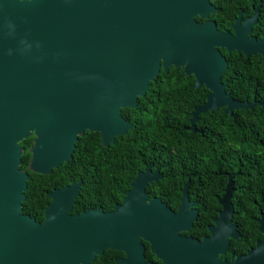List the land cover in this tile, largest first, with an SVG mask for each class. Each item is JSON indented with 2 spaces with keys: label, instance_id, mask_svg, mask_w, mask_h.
I'll return each instance as SVG.
<instances>
[{
  "label": "water",
  "instance_id": "obj_1",
  "mask_svg": "<svg viewBox=\"0 0 264 264\" xmlns=\"http://www.w3.org/2000/svg\"><path fill=\"white\" fill-rule=\"evenodd\" d=\"M217 0H0V264H90L104 250L122 251L116 264H151L144 240L163 264H264V213L257 220L262 238L246 254L220 259L240 236L232 223L234 175L228 176L222 209L199 240L191 229L187 186L177 212L146 187L161 178L150 166L137 173L120 205L103 213L72 215L82 181L52 193L45 220L22 214L29 174L20 170V143L34 136L28 170L49 175L72 158L86 131L109 146L132 125L121 115L137 108L160 71L182 68L204 85L206 102L192 113L234 111L264 102L234 100L221 82L228 63L221 50L264 61V36H249L262 2L250 17L240 12L232 32L220 31L210 15ZM203 22H198L196 18Z\"/></svg>",
  "mask_w": 264,
  "mask_h": 264
},
{
  "label": "trees",
  "instance_id": "obj_2",
  "mask_svg": "<svg viewBox=\"0 0 264 264\" xmlns=\"http://www.w3.org/2000/svg\"><path fill=\"white\" fill-rule=\"evenodd\" d=\"M259 2H262L260 17L250 34L259 38L264 35V0H217L212 2L216 11L209 19L216 23L218 30H230L240 12L243 18L248 17ZM196 19L203 22L198 17ZM221 53L228 63L221 79L227 82L226 92L230 97L241 102H251L253 99L264 102L262 57H245L225 50H221ZM178 75L183 76L182 68L171 67L167 72L161 70L159 76L149 83L148 92L138 98L137 108L122 110L121 115L132 124L126 134L117 137L113 144L102 147L98 133L86 131L75 144L70 161L52 172L62 177V187L82 180L73 212L98 206L95 204L109 199L111 207L122 201L125 191L130 188V183L144 163L156 157L159 168L162 171L169 170L174 155L191 152L190 140L200 138L194 152L208 155L206 161L212 170L218 172L221 162H225L227 172H239L234 181L237 189L232 196V222L237 225L241 237L230 242V249L225 256L229 259L230 253L244 254L262 238L255 219L260 216V212H264V109L256 106L249 110H237L234 111V118L224 114L222 109L206 112L201 114L208 125L203 135L193 134L183 127L197 104L193 98H186L180 92L188 90L193 93L196 90L191 87L188 78H177ZM185 139L189 145L180 148L178 143ZM32 142L33 136H30L20 143L23 151L20 170L29 173L22 213L37 219L34 214L41 213L42 206L39 204L33 210L30 201L33 191L41 193L39 197L42 198L45 176L28 170ZM215 176L211 174L210 186L223 188L221 179ZM110 187L113 188L111 194L107 192ZM164 188L165 185L159 182L148 185L147 190L156 189L151 195L163 197L166 195ZM222 192L220 190L216 196H221ZM171 201L169 199L167 203ZM219 208L218 205L213 209L202 208L190 234L198 236L199 232L206 233V224L216 216Z\"/></svg>",
  "mask_w": 264,
  "mask_h": 264
},
{
  "label": "flooded vegetation",
  "instance_id": "obj_3",
  "mask_svg": "<svg viewBox=\"0 0 264 264\" xmlns=\"http://www.w3.org/2000/svg\"><path fill=\"white\" fill-rule=\"evenodd\" d=\"M251 15H249L248 17H250ZM243 19H245V18H243ZM258 20H259V18H258ZM225 31L232 32V29L230 28V30H225ZM252 31H253V29H252ZM251 36H254V35H251ZM263 36H261L259 38L256 37V36H254V37H256L257 39H261ZM176 77L177 78H182V77L188 78L192 88H193V85L196 82L195 76H193V75L187 76V75L183 74V76L178 75ZM221 82L222 83H227L225 81H222V79H221ZM184 85H188V84L185 83ZM193 89L196 90L193 93L188 91V90H183V91L180 92V94H182L186 98H193V102L197 104V105H195L193 107V110L191 111L190 117L188 118V122L183 127L184 129L190 127V121H191V118H192L193 111L196 108L202 106L206 102L207 95L209 94V91L206 89V87L204 85L199 86L198 88H193ZM203 99H204V101H203ZM220 109H222L223 112H224V108H220ZM207 112L209 113L210 111H207ZM202 114H204V113H202ZM204 119H205V117L204 118L201 117V114H200L198 119H197V121L195 122V129H196V133L195 134L203 135V130L205 128H207V126H208L207 124H205ZM186 131H189V130H186ZM98 136H99V144L101 145L100 135L98 134ZM33 138H34V136H33ZM199 139L198 138L191 139L190 140V143H191L190 145L187 144V143H189V141L187 139L183 140V142L178 143L180 148H182L184 145L191 146V152L175 154L174 155V160H173V162L171 164V169L162 171L159 168L158 161L156 160V157H155L154 160H152L150 162H147V163H144V166L142 167V169L138 170L137 173L140 172V171H143L146 166H150L152 173L157 171V174L160 175L161 178H159L158 180H156V181H154V182H152V183H150L148 185H151L153 183H159V182L162 183L163 185H165V188H164L163 191L166 193V195L163 196V197L160 196V195H151V194L156 192V189H154V190L150 189L148 191L147 190L148 186H147L146 187V193L148 195V200H150L152 198H159L164 204H166V206L168 208H170L174 212H177L178 208L181 205V201L180 200H181V197H182L183 189H184V187H185V185L187 183H188V186H187L188 202L194 203L193 206L190 207V209H196L197 210V218H196V220L200 216V210L202 208L213 209L217 205L220 207L219 209H217L216 216L212 217L210 223L206 224V233H204L203 231L199 232L200 234L198 236H194V235L190 234V232H191V230L193 228V225L196 222V220L193 222L192 227H191V229L189 231L181 233L185 237H193V238H197L199 240H202L203 238H206V237L210 236L208 228L214 224V220L218 217V213L222 209V206L219 203V201H220V199L222 198V196L224 194V190H225L226 184L228 182V176L229 175H234V178H233V188H234L233 193H234L235 190L237 189V187L234 186V181H235V177L237 175H239V172L238 171L227 172L225 170V168H224L225 167V162H221L218 172H216L215 170H212L210 168L209 163L206 161V158L209 157V156L201 154V153L194 152L195 145L198 144V140ZM102 147H104V146H102ZM221 158H223V156H221ZM53 170H55V169H53ZM30 173H32V172H30ZM137 173H136V175H137ZM211 174L217 175L215 177H217V179L218 178L221 179V182L224 184L223 188H221L219 186H210ZM38 175H40V174H38ZM42 176H44V175H42ZM43 183H44V186H43L42 198L39 197V195L41 193H39L37 191H33L32 192V198H31V201H30L33 210H34L35 206L37 207L40 204L42 206V211H41V213H35L34 214L35 216H37V219L35 217H31L30 215H28V216L33 218L38 223H42L45 220V210H46V208L49 207V205L53 201L52 193L54 191H60V190H62V188L64 186L69 185V184H66V185H64L62 187V177H58L57 175H53V172H51L49 175H45V178L43 179ZM71 183H76V182H71ZM242 188H240V189L242 190ZM244 189H245V187H244ZM220 190H222L223 192H222L221 196L217 197L216 194ZM112 191H113L112 187L107 188V192L109 194H111ZM233 193H232V196H233ZM205 194L208 195V196H203ZM79 195H80V193H79ZM122 199H123V197H122ZM169 199L173 200V201L170 202V204L167 203V201ZM230 201L232 202V198H231ZM121 203H122V201L120 203H114L110 207L111 199H109L107 201L103 200V203H96L95 204V205H98V206L91 207V208L82 210L80 212H73V209H72L71 214L72 215L80 214L82 212H85L87 210H92V209H97V210H101L103 213H108V212H111L113 210V207L115 205H120ZM261 213H264V212H260V214ZM259 217L255 219L257 224H258L257 220L259 219ZM233 224L236 226V229H237V231L240 234V236H239V238H240L241 237V233L238 230L237 225L235 223H233ZM258 229H259V225H258ZM186 233H188L190 235H186ZM231 241L232 240H230V242ZM233 241H236V240H233ZM141 243H142V246H143V259H144L145 262L151 263V264H163L162 261L159 260L151 252L150 244L148 242L142 240ZM254 247H251V248H254ZM229 249H230V245H229L228 251H229ZM228 251H227V253H228ZM246 253H244V254H246ZM226 254H225V256H226ZM231 255H234L235 257H237V256L243 255V254H235L234 252H232V253L229 254V259H230ZM225 256H220V259L226 258ZM124 257H125V254L122 251H115V250H111V249H106V250H104L102 255L96 256V258L90 264H112V263L116 264L117 260H121ZM226 259L229 260L228 258H226Z\"/></svg>",
  "mask_w": 264,
  "mask_h": 264
}]
</instances>
